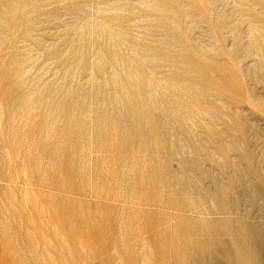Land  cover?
Returning a JSON list of instances; mask_svg holds the SVG:
<instances>
[{
	"label": "rangeland",
	"instance_id": "rangeland-1",
	"mask_svg": "<svg viewBox=\"0 0 264 264\" xmlns=\"http://www.w3.org/2000/svg\"><path fill=\"white\" fill-rule=\"evenodd\" d=\"M0 264H264V0H0Z\"/></svg>",
	"mask_w": 264,
	"mask_h": 264
}]
</instances>
